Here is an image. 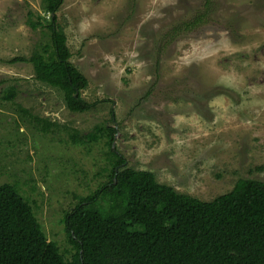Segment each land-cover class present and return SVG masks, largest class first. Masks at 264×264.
I'll list each match as a JSON object with an SVG mask.
<instances>
[{"label":"rangeland","instance_id":"374dc122","mask_svg":"<svg viewBox=\"0 0 264 264\" xmlns=\"http://www.w3.org/2000/svg\"><path fill=\"white\" fill-rule=\"evenodd\" d=\"M206 1L63 0L58 23L89 81L81 96L96 103L75 113L31 63L10 62L50 41L47 29L27 24L29 12L45 15L43 0H0V185L17 184L37 202L62 250L71 247L63 220L73 194L97 190L109 165L105 141L73 144L74 131L115 126L125 167L203 201L239 179L264 183V0H212L208 23L170 40ZM21 109L59 129L41 133Z\"/></svg>","mask_w":264,"mask_h":264},{"label":"trees","instance_id":"16d2710c","mask_svg":"<svg viewBox=\"0 0 264 264\" xmlns=\"http://www.w3.org/2000/svg\"><path fill=\"white\" fill-rule=\"evenodd\" d=\"M62 4L43 0L45 15L36 20L29 12L28 26L47 29L50 41L29 59L10 62L31 63L36 80L62 91L70 111L84 113L96 103L81 96L89 81L71 62L68 38L56 15ZM203 6L167 37L173 40L208 23L212 0ZM16 96L11 88L3 98L11 102ZM21 111L43 134L59 129L48 118ZM117 133L115 126L105 125L69 135L73 144L105 141L109 148V165L103 169L107 180L87 196L73 194L74 204L65 212L70 249L48 240L36 201L24 197L17 184L0 185V264H264L263 182L239 179L230 192L212 201L179 193L159 183L152 172L125 167V158L114 149ZM258 169L264 171V166Z\"/></svg>","mask_w":264,"mask_h":264},{"label":"water","instance_id":"95a60500","mask_svg":"<svg viewBox=\"0 0 264 264\" xmlns=\"http://www.w3.org/2000/svg\"><path fill=\"white\" fill-rule=\"evenodd\" d=\"M52 17H55V14H53V16H52ZM77 95H78V93H76V94H75V97H77Z\"/></svg>","mask_w":264,"mask_h":264}]
</instances>
